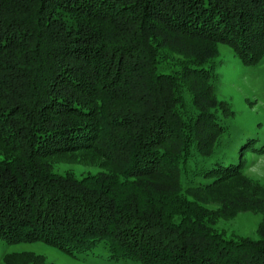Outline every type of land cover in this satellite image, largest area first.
I'll list each match as a JSON object with an SVG mask.
<instances>
[{"label": "trees", "instance_id": "trees-1", "mask_svg": "<svg viewBox=\"0 0 264 264\" xmlns=\"http://www.w3.org/2000/svg\"><path fill=\"white\" fill-rule=\"evenodd\" d=\"M221 44L264 60V0H0V242L264 264V219L257 239L216 227L264 215V187L239 164H208L234 114L217 94ZM79 151L112 171L53 169L49 157Z\"/></svg>", "mask_w": 264, "mask_h": 264}, {"label": "rangeland", "instance_id": "rangeland-1", "mask_svg": "<svg viewBox=\"0 0 264 264\" xmlns=\"http://www.w3.org/2000/svg\"><path fill=\"white\" fill-rule=\"evenodd\" d=\"M218 55L217 94L220 99L231 103L234 114L224 120L229 127L228 133L208 164H239L241 175L238 179L250 182L253 186L264 187V60L255 66L244 65L225 44L219 46ZM245 144L247 146L244 148ZM49 160L56 172L64 174L70 171L76 177L90 173L109 174L113 166L106 156L95 151L53 155ZM238 179L233 177L224 184L231 186ZM206 207L220 209L221 205L209 201ZM263 219L264 215L260 212L243 210L231 219L218 220L216 227L228 236L235 234L257 239ZM108 255L105 248H96L93 253L74 257L44 242H0V264H19L20 257H24L23 264H142L133 261L112 262Z\"/></svg>", "mask_w": 264, "mask_h": 264}]
</instances>
